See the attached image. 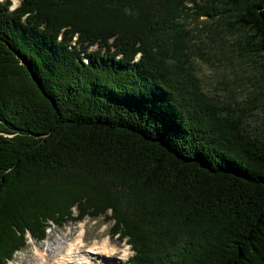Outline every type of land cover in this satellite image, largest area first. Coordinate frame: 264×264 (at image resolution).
I'll use <instances>...</instances> for the list:
<instances>
[{
  "label": "trees",
  "instance_id": "16d2710c",
  "mask_svg": "<svg viewBox=\"0 0 264 264\" xmlns=\"http://www.w3.org/2000/svg\"><path fill=\"white\" fill-rule=\"evenodd\" d=\"M11 4L0 1V264L28 235L99 217L133 252L118 264H264V132L244 129L247 107L205 95L185 23L231 17L264 69V0Z\"/></svg>",
  "mask_w": 264,
  "mask_h": 264
},
{
  "label": "rangeland",
  "instance_id": "374dc122",
  "mask_svg": "<svg viewBox=\"0 0 264 264\" xmlns=\"http://www.w3.org/2000/svg\"><path fill=\"white\" fill-rule=\"evenodd\" d=\"M11 1V8L19 4V0ZM188 5L191 7L193 3ZM217 19L211 20L207 17L197 19L195 11L186 19V28L190 32L188 54L191 66L208 98L233 111L246 113V107L248 108V116L244 118L243 127L251 135H258L264 132V69L258 64V58L246 57L242 53L240 48L243 44L242 36L230 33L233 19L228 16ZM110 229L111 223L102 217L85 218L81 222L68 223L60 229L53 227L49 230L46 240L31 242L29 239L22 252L14 254L13 260L8 264H36L34 245L44 250L56 248L54 253L61 255L57 247L63 245L67 248L81 233L85 244L80 248L83 249L81 252L90 251L95 245L105 241L110 246L109 249L107 246L106 255L102 256L99 253L94 257L91 255L88 262L83 264H118L127 261L132 255L130 247L119 239L118 234L113 236ZM48 251L47 255L50 253ZM41 252H37L39 260ZM54 253L50 256L52 257Z\"/></svg>",
  "mask_w": 264,
  "mask_h": 264
},
{
  "label": "bare ground",
  "instance_id": "6f19581e",
  "mask_svg": "<svg viewBox=\"0 0 264 264\" xmlns=\"http://www.w3.org/2000/svg\"><path fill=\"white\" fill-rule=\"evenodd\" d=\"M83 245H85V244H84V241L82 239V233L76 238V240L73 243L70 242L67 248L64 247L63 245H60V247H57L58 253H61V255L54 253V249H56V248H50L51 250L50 249L44 250V249H41L40 247L34 245V250H35L34 253H35V256L37 259L36 264H38V263L39 264H81V263L83 264L85 262H88L89 256H91V255H93L91 257H94V255H97L98 253H99V255H102V256L106 255V253H108V252H105V251H108V249L110 247V246H108V243L105 241V242L101 243L100 245L99 244L97 246L95 245L93 248L90 249V251L81 252V250L83 251V249L80 250V248ZM107 246H108V249H107ZM36 248H39L40 249L39 251H42L40 253L41 262L39 260V255L37 253L39 251H37ZM47 250H49L48 252H50L48 255L46 253ZM51 253H54L52 255V257L50 256ZM57 255H59V257ZM27 264H31V263H27ZM32 264H34V263H32ZM88 264H90V263H88Z\"/></svg>",
  "mask_w": 264,
  "mask_h": 264
}]
</instances>
